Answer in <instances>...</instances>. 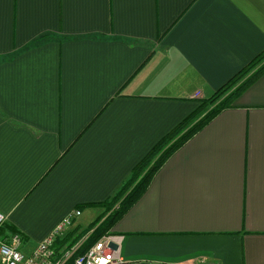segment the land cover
Segmentation results:
<instances>
[{
    "label": "crops",
    "instance_id": "1",
    "mask_svg": "<svg viewBox=\"0 0 264 264\" xmlns=\"http://www.w3.org/2000/svg\"><path fill=\"white\" fill-rule=\"evenodd\" d=\"M262 51L264 0H0V238L112 197ZM112 232L127 264H264V72Z\"/></svg>",
    "mask_w": 264,
    "mask_h": 264
},
{
    "label": "trees",
    "instance_id": "2",
    "mask_svg": "<svg viewBox=\"0 0 264 264\" xmlns=\"http://www.w3.org/2000/svg\"><path fill=\"white\" fill-rule=\"evenodd\" d=\"M263 72L264 51L235 74L211 97L201 100L199 106L191 115L154 145L132 169L130 176L112 197L101 203L76 206L75 209L80 212L85 208L92 207L101 208L103 212L86 230L79 231V227H75L71 231L68 230L62 239L56 241L55 251H66L76 247L72 259L67 263L72 264L74 258L83 254L103 236L114 235L112 229L115 224L146 191L155 173L169 157L223 109L230 107L234 99ZM11 232L16 233V231Z\"/></svg>",
    "mask_w": 264,
    "mask_h": 264
},
{
    "label": "built area",
    "instance_id": "3",
    "mask_svg": "<svg viewBox=\"0 0 264 264\" xmlns=\"http://www.w3.org/2000/svg\"><path fill=\"white\" fill-rule=\"evenodd\" d=\"M80 215L81 212L75 209L61 219L28 255L21 250L23 244L21 234L16 232L0 238V264H67L72 259L76 247L56 252L55 243L65 236ZM5 222L6 217L0 213V230ZM120 244V237L105 235L83 254L74 258L72 264H127L121 256Z\"/></svg>",
    "mask_w": 264,
    "mask_h": 264
},
{
    "label": "rangeland",
    "instance_id": "4",
    "mask_svg": "<svg viewBox=\"0 0 264 264\" xmlns=\"http://www.w3.org/2000/svg\"><path fill=\"white\" fill-rule=\"evenodd\" d=\"M206 110H208V109H206ZM206 110H205V111H206ZM99 209H101V208H99ZM101 210H102V209H101ZM83 211H84V209H83ZM102 212H103V210H102ZM92 213H93L92 211H90V212H86V213L84 214V216H82V217L78 220V222L81 224L80 229L82 228V229L79 230V231L86 230V229L89 227V225L91 224L90 222H92V220L89 221V222H88V220H90L89 218H92V217H91V214H92ZM101 214H102V213H101ZM101 214H100V215H101ZM100 215H99V216H100ZM96 219H97V218H96ZM96 219H95V220H96ZM95 220H94V221H95ZM75 221H76V220H75ZM94 221H93V222H94ZM86 222H88L87 225H85ZM89 223H90V224H89ZM88 224H89V225H88ZM72 229H73V228L71 227L70 231H71ZM21 236H22V235H21ZM22 237H23V236H22Z\"/></svg>",
    "mask_w": 264,
    "mask_h": 264
},
{
    "label": "water",
    "instance_id": "5",
    "mask_svg": "<svg viewBox=\"0 0 264 264\" xmlns=\"http://www.w3.org/2000/svg\"><path fill=\"white\" fill-rule=\"evenodd\" d=\"M137 264H151V263H137Z\"/></svg>",
    "mask_w": 264,
    "mask_h": 264
}]
</instances>
